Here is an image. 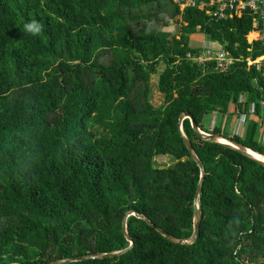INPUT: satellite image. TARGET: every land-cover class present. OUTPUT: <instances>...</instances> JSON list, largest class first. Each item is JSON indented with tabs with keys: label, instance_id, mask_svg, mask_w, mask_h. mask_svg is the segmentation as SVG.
Masks as SVG:
<instances>
[{
	"label": "trees",
	"instance_id": "obj_1",
	"mask_svg": "<svg viewBox=\"0 0 264 264\" xmlns=\"http://www.w3.org/2000/svg\"><path fill=\"white\" fill-rule=\"evenodd\" d=\"M194 1L0 0V264L126 249L131 211L189 238L201 170L182 113L264 156V60L248 64L264 43H249L252 16L216 19ZM32 21L38 34L24 28ZM194 34L229 53L227 71L195 60ZM213 113L245 118L242 135L208 130ZM183 131L206 173L195 242L173 244L131 215L128 252L65 264H264V166L199 137L189 119Z\"/></svg>",
	"mask_w": 264,
	"mask_h": 264
},
{
	"label": "water",
	"instance_id": "obj_2",
	"mask_svg": "<svg viewBox=\"0 0 264 264\" xmlns=\"http://www.w3.org/2000/svg\"><path fill=\"white\" fill-rule=\"evenodd\" d=\"M185 119H189L192 128L194 129V131L198 134L199 137L205 139V140H209L211 142H215V143H219L222 144L224 146H227L229 148H232L238 152H240L241 154L249 157L250 159L254 160L255 162L261 164L262 166H264V160H262L261 158L255 156L254 154H258L261 157H264L262 155H260L259 153L246 148L245 146L238 144L234 141H232L230 138L221 136V135H217V134H210V133H206L204 131H202L196 124L195 120L192 118V116L189 113H182L179 117V129L180 132L184 138V142L188 148V150L190 151V154L192 156V158L197 162L200 170H201V177H200V181L197 185V189H196V199H195V208H194V218H193V232L192 235L187 238V239H178L175 238L174 236L166 233L165 231H163L160 227H155L151 221H149L144 215H137L134 211L128 212L125 215V218L123 220V233L126 237V239L129 241L130 245L123 250L120 251H115V252H111V253H100L97 254L95 256H91V255H85V256H81L78 258H74V259H63V260H53V261H49V262H44V263H38V264H65V263H71V262H76V261H81V260H86L89 258H114V257H118L121 256L123 254H125L126 252H128L130 249H132V247L134 246V242L132 240V238L130 237L128 231H127V218L131 215H137L139 218L145 219L147 220L148 224L151 225L152 227H154L156 229V231H158L162 236H164L168 241H170L173 244H177V245H191L195 242L198 232H199V224H200V220H201V214H200V210H199V196L202 192L203 189V183H204V178H205V171L203 169L202 163L199 161V159L197 158L192 145L190 144L189 140L187 139L184 131H183V121ZM17 264V263H16Z\"/></svg>",
	"mask_w": 264,
	"mask_h": 264
},
{
	"label": "built area",
	"instance_id": "obj_3",
	"mask_svg": "<svg viewBox=\"0 0 264 264\" xmlns=\"http://www.w3.org/2000/svg\"><path fill=\"white\" fill-rule=\"evenodd\" d=\"M176 2L181 5L184 3L185 7L195 6L196 2L194 0H176ZM200 9H206V13L216 19H225L228 17H241L245 13H249L252 16V30L249 35L253 38L249 40V43L254 41H259L264 43V0H207L201 1L198 4ZM211 52L212 46L207 49ZM216 60V69L225 72L228 70L229 66L233 63V58L228 52L219 50L215 56H202L199 55L195 58L198 62H207L210 60ZM258 58L255 61L248 60L249 65L257 64L262 61ZM254 105H251V110L253 111Z\"/></svg>",
	"mask_w": 264,
	"mask_h": 264
},
{
	"label": "rangeland",
	"instance_id": "obj_4",
	"mask_svg": "<svg viewBox=\"0 0 264 264\" xmlns=\"http://www.w3.org/2000/svg\"><path fill=\"white\" fill-rule=\"evenodd\" d=\"M184 7H185L184 3L181 4L180 10H183ZM177 28H178V24L172 23L170 26L165 27L164 30L173 33ZM252 38H253V36L249 35V39L251 40ZM190 46H192L194 48H200L202 51L201 52L202 56H214L213 53H210L207 50L208 48H210V46H212V50L216 49L215 52H218L221 49L219 47V45L213 46V44H210L209 41L207 40V37L205 35H201V34H194L190 37ZM164 68H165V65L163 63H161L158 67V72L151 76V86H152L151 103L156 107L160 106L164 102V95L161 92H159V90L157 88L159 75L164 70ZM206 118H207V120H206L207 126L206 127L210 131L213 129L214 125L217 122L222 127L223 132L229 134L230 136H232L234 134H240L241 132L243 133V131H241V130L244 126L242 127V125H245V124L241 123V121H240L241 118H239V120L238 119L237 120H234V119L230 120L229 115H221L218 117V115L216 113L208 115ZM242 133H241V135H242ZM155 161L161 167H168L174 163L170 160V158L168 156L156 157Z\"/></svg>",
	"mask_w": 264,
	"mask_h": 264
},
{
	"label": "clouds",
	"instance_id": "obj_5",
	"mask_svg": "<svg viewBox=\"0 0 264 264\" xmlns=\"http://www.w3.org/2000/svg\"><path fill=\"white\" fill-rule=\"evenodd\" d=\"M26 31L32 33L33 35L38 34L40 32L41 26L37 24L35 21L26 23L24 25Z\"/></svg>",
	"mask_w": 264,
	"mask_h": 264
},
{
	"label": "crops",
	"instance_id": "obj_6",
	"mask_svg": "<svg viewBox=\"0 0 264 264\" xmlns=\"http://www.w3.org/2000/svg\"><path fill=\"white\" fill-rule=\"evenodd\" d=\"M214 45H216V44H213V46H214ZM262 57H263V56H262ZM262 57H259V58H262ZM257 59H258V58H257ZM257 59H256V60H257ZM249 60H250V59H249ZM260 60H262V59H260ZM263 60H264V59H263ZM250 61H251V60H250ZM238 120H239V119H238ZM242 120H243V121H242ZM240 121H241V123L245 124V122H244V121H245V118H242ZM243 126L245 127V125H242V127H243ZM244 127L242 128L241 131H244ZM241 133H242V132H241Z\"/></svg>",
	"mask_w": 264,
	"mask_h": 264
},
{
	"label": "bare ground",
	"instance_id": "obj_7",
	"mask_svg": "<svg viewBox=\"0 0 264 264\" xmlns=\"http://www.w3.org/2000/svg\"><path fill=\"white\" fill-rule=\"evenodd\" d=\"M251 36V35H250ZM255 156H257V157H259V158H261L262 160H264V157H261V156H259L258 154H254Z\"/></svg>",
	"mask_w": 264,
	"mask_h": 264
}]
</instances>
